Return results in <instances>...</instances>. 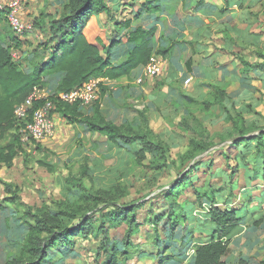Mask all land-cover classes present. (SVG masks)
<instances>
[{
    "label": "rangeland",
    "instance_id": "rangeland-1",
    "mask_svg": "<svg viewBox=\"0 0 264 264\" xmlns=\"http://www.w3.org/2000/svg\"><path fill=\"white\" fill-rule=\"evenodd\" d=\"M132 1L116 0L114 5L119 8L116 16L124 15L120 14V11L127 14ZM1 2L10 7L22 23L32 24L34 27L23 36H17L11 28L8 15L0 24V41L10 49L14 60L25 71L31 72L33 62L41 61L44 54L48 56L45 53L49 50L47 43L51 38L48 21L63 13L64 0ZM260 13L258 28L264 34V4L256 10L257 15ZM106 20L109 21L108 15ZM87 28L86 33H92L93 29L89 25ZM222 39L224 34H216L211 38L213 42L210 46L213 48L208 45L203 48L206 52H203L207 53V56L221 52ZM211 49L212 53L209 54ZM243 55L251 59L252 49H246ZM245 82L254 86V89L259 88L255 84L256 81L251 83L246 79ZM184 83V80L177 81V97L179 91H185ZM54 85L55 80L48 82L45 88L52 93ZM209 86L204 85V89L208 87V90L196 98L198 103H181L175 94L171 101V112L166 111L163 105L157 108L142 101H129L125 93H119V96L118 93H107L106 104L102 101V110L109 121L117 125H127L134 118H140L145 126V122L148 123L166 145L163 156L149 155L143 165L138 164L136 160L137 144L112 143L105 135L90 131L82 117L71 121L54 112L55 133L52 137L39 142V149L36 141L33 143L32 140H23L11 167L0 162V264H6L7 261L11 264L15 258L28 259L31 255L29 249L32 248L28 242L29 225L36 222L31 215L43 219L46 213L55 219L58 228L76 229L85 214L96 216L97 220L92 221L88 239L77 233L73 237L66 236L68 244H64L60 237L53 243L48 242L47 256L42 264H109L113 262V257L116 264H193L197 242L201 240L197 238L200 231L193 229L190 235L187 231L191 230L197 221L196 215L205 212L209 205L205 202L202 206L195 202L194 189H200L202 193L204 190L209 191L207 185L212 182L229 184V174L221 176L212 173H216L219 168L227 172L232 171L240 162L232 159L234 157L227 160L215 152V148H234L226 146L233 141L229 134L234 131V124L231 119H227L225 109L232 110L233 103L237 106H241L242 102L245 106L252 103L256 114L244 113V116H239L238 110H232L235 118L245 117L247 124L257 120L264 125L263 90L260 91L261 94L256 93L251 98L249 90H243L244 93L238 98L225 99L222 107L213 105L209 110L208 107L214 100L213 90ZM228 86L229 83L224 88ZM236 86L234 83L230 88H237ZM255 103L260 104L255 106ZM145 106L150 109L149 119L147 116L138 117ZM92 111V105L81 107L83 116L92 114ZM186 124L204 130L215 145L208 152L191 159L193 151L189 144L190 134L186 133ZM13 139L14 133L10 132L0 145L7 146ZM198 139L203 143L201 138ZM262 148L264 151V147ZM242 149L248 158L242 157V164L233 178L237 185L233 204L242 207L248 202L249 206L253 207L256 202L259 203L261 191H264V173L261 171L254 179L248 177L246 168L249 165L244 163L251 155L254 156L255 148L242 144ZM209 153L212 155H208ZM152 161H155V164H150ZM197 162L199 165L190 172L193 185L187 184L182 190L178 197V203L181 205L176 207L181 215L189 211V219H181L176 229L172 228L171 221L166 218L155 225V220L162 218L163 213L169 210L163 203L155 202L154 197L172 187L173 183L180 180ZM261 166L264 167V162ZM76 191L79 193L76 194ZM100 193H108V198L120 206L142 203L135 212L137 222L141 226L136 227L129 238V224L126 222H107L105 226L108 234L100 230L102 221L99 218L100 213L96 211L102 209L103 214L113 209L107 208V204L98 198ZM176 202L177 198L175 206ZM77 231L81 232L79 229ZM45 236L47 235L44 234ZM157 238L159 242L155 243ZM162 259L165 260L160 262ZM225 260L227 264H240L241 260H247L250 264H263L261 261H264V224L260 227L245 226L235 235Z\"/></svg>",
    "mask_w": 264,
    "mask_h": 264
},
{
    "label": "trees",
    "instance_id": "trees-1",
    "mask_svg": "<svg viewBox=\"0 0 264 264\" xmlns=\"http://www.w3.org/2000/svg\"><path fill=\"white\" fill-rule=\"evenodd\" d=\"M140 1L142 2L135 18H138L143 12L155 13L160 9L158 0ZM108 2L109 0H64L63 13L58 18L48 21L49 33L51 35L47 43L49 50L45 52L48 56L44 54L41 61L33 62L31 72L25 71L14 60L10 49L0 41V142L5 140L10 132L14 133L12 143L3 147L0 145L1 163L11 167L18 151L23 145L22 133L19 131V127H17L14 115L16 106L23 103L35 87H46L48 82H54V80V91H52V99L55 103L54 112L60 113L64 118L71 121L82 117V121L90 131L105 135L112 143L137 144L138 149L135 151L137 155L136 160L140 165H143V161L149 155H164L166 145L153 132L147 122H145V126L142 119L134 118L127 125H117L106 118L102 110V100L108 93V90L111 89L109 85L101 87L99 98L92 104V114L83 116L81 114L82 106L79 103H63L57 99L56 94L79 88L92 77H102L115 81L133 80L136 77L134 75L137 70L147 65L152 56L158 54L166 58L172 50V46L165 44L168 39H165L163 35L158 37L157 26H153L147 30L142 26L132 27V19H115ZM219 10L221 13L227 11V9L222 7ZM10 11L7 6L6 9H0V24L4 22L5 16ZM101 13H106L118 22L115 32L120 35L112 38L109 44H106V35L98 29L95 22V17ZM88 25L95 31L96 35L94 38H89L86 34ZM226 35L227 38H230L236 44L229 32ZM243 39L240 34L239 48L242 51L252 49L253 61L252 58L238 56L243 66L240 87L243 90H249V93H257L255 91L259 90V88L254 89V86L246 84L245 81L248 79L252 83L259 79L264 89V79L251 74L253 70L264 72V41L261 40L259 33L252 32L248 28L245 31ZM122 43L128 44V49L126 52H123L124 60L121 64H113L111 62V52ZM190 62L191 59L187 60V64H190ZM209 87L212 88L214 95V100L208 107L209 110H211V106L213 105L222 107L225 99L231 98L221 84H210ZM260 91L262 89L258 92ZM177 98L181 103L199 102L198 99L187 95L184 91H179ZM231 108L234 111L238 110L239 116L241 114L244 116V113H257L252 103H247L246 106L243 102L241 106L233 103ZM232 110L225 109L227 119L233 121L234 131L236 130V132L233 131L229 134L233 141L226 146L234 147L235 149L226 150L224 147H221L215 148V152H218L219 155L227 160L234 157L232 159L241 162L242 157L247 156L243 153L242 144L244 146H254V156L251 155L250 159H246V163H244L246 166L249 165L246 168L247 173H249L248 177L254 179L259 176L261 171L264 173V167L261 166L264 162V151H262V147H264V125H261L257 120L247 124L245 117L236 119ZM149 113V107L145 106L139 112L138 117L145 118L147 116V119H149ZM185 129L186 133L190 134L189 144L193 151L191 152V159L208 152L215 145L213 142L211 143V137L204 130L191 124H186ZM198 138H201L203 143L199 142ZM32 142L35 143L33 140ZM36 145L37 149H39V142ZM211 153L208 155H212ZM240 162L237 163L236 168H232V171L227 172L225 169L219 168L216 173H212L221 176L229 174V184H225L224 182L210 183L208 181L210 183L207 185L209 191L204 190L201 193L200 189H194L195 202L202 206L205 205V202L209 203V205L205 212L196 215L198 223L196 221L191 230L187 231L189 235L194 230L200 231L197 238L201 240L197 242L198 245L194 252L193 264H227L225 256L230 251L233 237L245 226L260 227L264 224V191H261L259 203L253 207L249 206L248 202L242 207L234 206L233 204V198L236 196L235 189L237 188L233 178L242 164ZM150 164H155V161H152ZM195 164L180 180L174 182L172 187L154 197L155 202L163 203L169 210L163 213L162 218L155 220V225H158L160 221L166 218V220L171 221L172 228L176 229L178 222L181 219L182 221H186L189 214H191L189 211H186L185 214L182 213L183 215H181L176 210V207H180L181 205L178 203V197L182 193V190L187 187V184L188 186L193 185V178L190 176V172L199 165L198 162ZM226 192L227 194L225 195ZM78 193L79 191H76V194ZM107 195L108 193H100L98 195V198L107 204V208H113L110 212L103 214L102 209L96 211L100 213L99 218L102 221L100 230L108 234L105 226L107 222L111 221L115 222V224L126 222L129 224V231L127 233L129 238L135 228L141 226L137 222L135 212L142 203L134 204L133 206H120L116 201L110 200ZM176 198L177 206L174 205ZM9 200L13 201L14 199ZM31 216L36 219L34 224L29 225L28 242L32 247L29 249L31 255L27 260L15 258L11 261V264H27L28 262V264H42L44 258L47 256L48 242L53 243L60 237L64 244H68L69 240L66 236L73 237L77 233H81L85 239H88L92 221L97 220L96 216H86L85 214L76 229H69L67 227L58 228L55 219L48 213L43 215V219L38 218L36 215ZM174 221L175 223L172 224ZM78 229L81 232L77 231ZM44 234L47 236L44 237ZM158 242L159 238L155 240V243ZM112 259L113 262L109 264H116L115 257ZM164 260L162 259L160 262ZM261 263L264 264V261H261ZM240 264L250 263L247 260H241Z\"/></svg>",
    "mask_w": 264,
    "mask_h": 264
},
{
    "label": "crops",
    "instance_id": "crops-1",
    "mask_svg": "<svg viewBox=\"0 0 264 264\" xmlns=\"http://www.w3.org/2000/svg\"><path fill=\"white\" fill-rule=\"evenodd\" d=\"M115 2L116 0L108 2L115 19H132V27L142 26L147 30L157 26L158 37L163 35L165 39H168L165 44L172 46V50L166 58L158 54L154 55L160 58L163 63V71L160 75L145 76L143 82L137 83V79L144 73L145 65L137 70L133 80H108L109 87L115 89L113 91L109 88L108 93H118L117 96L119 93H125L129 101H142L157 108L163 105L168 112H171L170 110L173 108L172 97L175 94L177 97V81L184 80L185 82L189 77H192L193 80L189 84L184 83L183 87L185 88L184 92L193 98H199L208 90V87L206 90L204 89L205 84H221L224 87L229 83L230 86L225 89L228 90V95L233 98H238L240 94L244 93L240 87L243 66L238 59V56L245 57L244 50L239 48L240 34L243 39L248 28L252 32L259 33L261 40L264 41V34L258 28L261 13L256 14V10L264 4V0H158L160 5L158 12H143L138 18H135V15L142 1L135 2L133 0L129 12L126 14L120 11V14H124L120 17L116 16L119 8L114 5ZM221 7L227 11L221 13L219 10ZM106 16V13L99 14L95 17V22L98 29L106 35V44H109L112 38L120 34L115 32L118 22L109 16L108 21ZM228 32L238 45L227 38L226 33ZM92 33L86 34L89 38H94L96 35L94 29ZM219 33L224 34V39L221 41L222 51L216 52L213 56H207V53L203 52L205 51L203 48L208 45L209 48H213L210 46V43L213 42L211 38ZM127 49L128 44L126 43L115 47L111 52V62L121 64L124 60L123 52H126ZM209 52L211 54L212 49ZM189 59L191 62L187 64ZM251 74L264 79L262 71L253 70ZM255 81V84L264 91L261 80ZM234 83L237 88H230ZM259 93L257 92V94ZM249 94L251 98L256 93L250 92ZM107 98L106 94L102 100L104 104H106ZM104 104H102V109ZM255 104L258 106L260 103Z\"/></svg>",
    "mask_w": 264,
    "mask_h": 264
},
{
    "label": "built area",
    "instance_id": "built-area-1",
    "mask_svg": "<svg viewBox=\"0 0 264 264\" xmlns=\"http://www.w3.org/2000/svg\"><path fill=\"white\" fill-rule=\"evenodd\" d=\"M0 9H6L0 0ZM8 14L10 25L14 33L23 36L26 32L34 29L32 24L22 23L14 11ZM163 71V63L157 56H152L150 62L145 66L143 75L137 79V83L143 82L145 76L160 75ZM109 79L102 77H92L81 87L68 92H60L57 95L59 102L79 103L81 106H91L99 98L101 87L109 85ZM192 77L185 80L186 84L191 83ZM50 93L45 87H35L30 96L15 108V119L17 127L22 133V140H33L42 142L55 133V120L53 117L55 103Z\"/></svg>",
    "mask_w": 264,
    "mask_h": 264
}]
</instances>
